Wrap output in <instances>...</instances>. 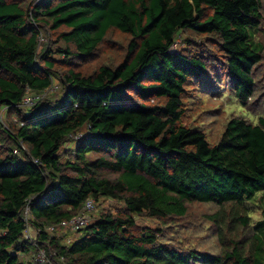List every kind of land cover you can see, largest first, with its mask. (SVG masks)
<instances>
[{"label":"trees","instance_id":"1","mask_svg":"<svg viewBox=\"0 0 264 264\" xmlns=\"http://www.w3.org/2000/svg\"><path fill=\"white\" fill-rule=\"evenodd\" d=\"M263 21L264 0H0V264H31L37 250L52 264H264V101L247 105ZM110 30L129 37L123 60L75 71ZM186 31L213 40L241 108L213 144L183 122L186 84L206 75L202 53L172 47ZM52 84L57 101L19 108ZM87 199L121 208L90 212L66 240L58 223ZM193 203L212 207L216 253L137 226Z\"/></svg>","mask_w":264,"mask_h":264},{"label":"rangeland","instance_id":"2","mask_svg":"<svg viewBox=\"0 0 264 264\" xmlns=\"http://www.w3.org/2000/svg\"><path fill=\"white\" fill-rule=\"evenodd\" d=\"M257 35V39H254L262 45L263 49L259 54V65L253 71V75L255 74V78L259 81V90L247 102L251 109L257 106L256 104L253 106L257 97H262V101H264V21ZM128 40L127 35L110 30L92 56L83 60H75L74 70L83 74H91L99 65L109 67L118 65L125 56ZM174 40L175 43L172 47L176 51L202 53L205 57L206 75L200 80H194L186 84V92L182 101L186 109V118L183 122L189 127L203 129L206 133L207 142L213 144L218 138L225 121L232 116L241 114V108L232 96L231 84L226 76L225 65L222 63V58L216 47L212 46L214 43L211 38H205L186 31L180 32ZM54 59H57V57ZM56 70L61 71L58 68ZM60 96L61 91L57 90L47 95V99L48 101H57ZM254 119L253 116L252 120ZM0 125L3 126V118L0 119ZM120 208L121 205L118 203L101 200L94 205L91 215H95L101 210L115 212ZM212 211L210 205L193 203L186 205V214L183 217L169 219V222L165 225L148 218L136 219V223L138 227H148L150 229L160 227L167 236L171 233V239L180 248H194L216 253L217 250L214 248L216 243L212 237L211 225L204 221V215ZM61 230L67 234L66 240L76 239L79 236V233L72 231L69 227Z\"/></svg>","mask_w":264,"mask_h":264},{"label":"built area","instance_id":"3","mask_svg":"<svg viewBox=\"0 0 264 264\" xmlns=\"http://www.w3.org/2000/svg\"><path fill=\"white\" fill-rule=\"evenodd\" d=\"M57 91V86L56 84H52L48 89L37 92V93H28L23 96L21 99V103L19 104V108H31L34 105H36L39 101L43 99L44 96L47 94L53 93ZM85 137V133H74L69 136V139L75 142H79ZM32 163L34 165H38V161L36 159L32 160ZM94 210V203L91 199H87L82 207L80 212L72 217L71 219L67 221H62L58 223L56 228H66L69 227L72 231H78L80 229L85 228L89 224V213ZM23 216H24V221L28 219V212L27 209L25 208L23 210ZM54 227H49L46 230L49 232L53 231ZM55 228V229H56ZM26 233V238H28V233ZM55 256L54 252H45L44 250H37L36 253L32 256L31 258V264H52V257ZM62 258L58 259V262H61Z\"/></svg>","mask_w":264,"mask_h":264}]
</instances>
